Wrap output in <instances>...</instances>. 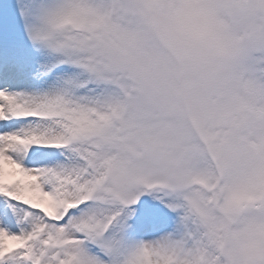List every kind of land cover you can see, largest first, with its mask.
<instances>
[{
  "label": "snow or ice",
  "instance_id": "6c2138e0",
  "mask_svg": "<svg viewBox=\"0 0 264 264\" xmlns=\"http://www.w3.org/2000/svg\"><path fill=\"white\" fill-rule=\"evenodd\" d=\"M0 264H264V0H0Z\"/></svg>",
  "mask_w": 264,
  "mask_h": 264
}]
</instances>
